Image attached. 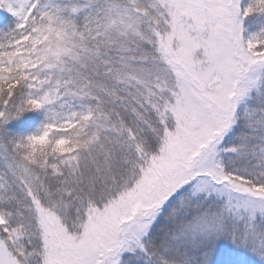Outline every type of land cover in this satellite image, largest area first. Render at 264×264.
Wrapping results in <instances>:
<instances>
[{"label":"snow or ice","instance_id":"obj_1","mask_svg":"<svg viewBox=\"0 0 264 264\" xmlns=\"http://www.w3.org/2000/svg\"><path fill=\"white\" fill-rule=\"evenodd\" d=\"M0 264H264V0H0Z\"/></svg>","mask_w":264,"mask_h":264}]
</instances>
